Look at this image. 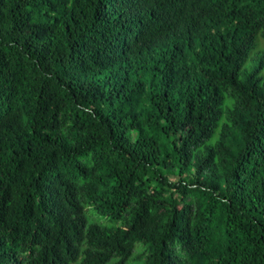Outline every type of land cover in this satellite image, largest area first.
I'll return each mask as SVG.
<instances>
[{
  "label": "trees",
  "instance_id": "obj_1",
  "mask_svg": "<svg viewBox=\"0 0 264 264\" xmlns=\"http://www.w3.org/2000/svg\"><path fill=\"white\" fill-rule=\"evenodd\" d=\"M0 264H264V0H0Z\"/></svg>",
  "mask_w": 264,
  "mask_h": 264
},
{
  "label": "rangeland",
  "instance_id": "obj_2",
  "mask_svg": "<svg viewBox=\"0 0 264 264\" xmlns=\"http://www.w3.org/2000/svg\"><path fill=\"white\" fill-rule=\"evenodd\" d=\"M173 179V178H172Z\"/></svg>",
  "mask_w": 264,
  "mask_h": 264
}]
</instances>
